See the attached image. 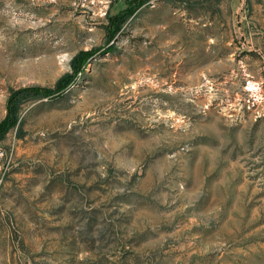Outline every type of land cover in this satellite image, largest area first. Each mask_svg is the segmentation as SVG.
I'll use <instances>...</instances> for the list:
<instances>
[{
  "label": "rangeland",
  "instance_id": "1",
  "mask_svg": "<svg viewBox=\"0 0 264 264\" xmlns=\"http://www.w3.org/2000/svg\"><path fill=\"white\" fill-rule=\"evenodd\" d=\"M67 74L0 140V264H264V0H0V122Z\"/></svg>",
  "mask_w": 264,
  "mask_h": 264
},
{
  "label": "trees",
  "instance_id": "2",
  "mask_svg": "<svg viewBox=\"0 0 264 264\" xmlns=\"http://www.w3.org/2000/svg\"><path fill=\"white\" fill-rule=\"evenodd\" d=\"M81 55H77L73 60L75 71H78V61ZM73 76L67 74L63 76L57 83V88L41 87V86H24L10 91L7 101V114L0 122V140L4 138L10 128L15 126L19 121V112L22 105L30 99L49 96L53 94L56 89H60L62 85H67L72 81Z\"/></svg>",
  "mask_w": 264,
  "mask_h": 264
},
{
  "label": "built area",
  "instance_id": "3",
  "mask_svg": "<svg viewBox=\"0 0 264 264\" xmlns=\"http://www.w3.org/2000/svg\"><path fill=\"white\" fill-rule=\"evenodd\" d=\"M9 157H10L9 152L6 151L3 146L0 145V181H1L2 168L4 167L5 163L9 160Z\"/></svg>",
  "mask_w": 264,
  "mask_h": 264
}]
</instances>
